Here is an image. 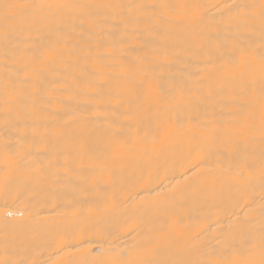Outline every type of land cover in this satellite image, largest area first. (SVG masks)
Returning <instances> with one entry per match:
<instances>
[{
  "label": "bare ground",
  "instance_id": "6f19581e",
  "mask_svg": "<svg viewBox=\"0 0 264 264\" xmlns=\"http://www.w3.org/2000/svg\"><path fill=\"white\" fill-rule=\"evenodd\" d=\"M260 4L0 0V261L261 264Z\"/></svg>",
  "mask_w": 264,
  "mask_h": 264
},
{
  "label": "snow or ice",
  "instance_id": "6c2138e0",
  "mask_svg": "<svg viewBox=\"0 0 264 264\" xmlns=\"http://www.w3.org/2000/svg\"><path fill=\"white\" fill-rule=\"evenodd\" d=\"M17 7H21L19 5H14V4H5L3 5L4 8V19L7 21L10 16L14 13V10ZM33 7H37L40 9H58V10H62L65 8H81V9H86V8H91V7H109L107 5H100V6H93V5H68V4H44L41 3L39 5H34ZM112 7H119V6H112ZM137 7H143V6H137ZM260 16H261V22L262 25H264V0H261V4H260ZM262 92H264V85H262ZM9 216L12 215L11 212L8 213ZM0 264H7V262L5 261H0ZM127 264H137V262L135 261H128ZM195 264V262H194ZM261 264H264V259L261 260Z\"/></svg>",
  "mask_w": 264,
  "mask_h": 264
}]
</instances>
